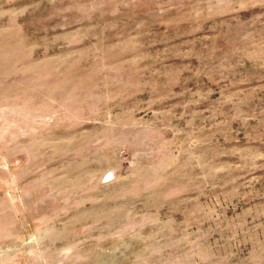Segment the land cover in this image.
<instances>
[{
  "label": "rangeland",
  "instance_id": "obj_1",
  "mask_svg": "<svg viewBox=\"0 0 264 264\" xmlns=\"http://www.w3.org/2000/svg\"><path fill=\"white\" fill-rule=\"evenodd\" d=\"M0 264H264V0H0Z\"/></svg>",
  "mask_w": 264,
  "mask_h": 264
},
{
  "label": "built area",
  "instance_id": "obj_2",
  "mask_svg": "<svg viewBox=\"0 0 264 264\" xmlns=\"http://www.w3.org/2000/svg\"><path fill=\"white\" fill-rule=\"evenodd\" d=\"M110 180L109 178H107V181Z\"/></svg>",
  "mask_w": 264,
  "mask_h": 264
}]
</instances>
